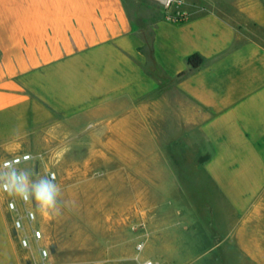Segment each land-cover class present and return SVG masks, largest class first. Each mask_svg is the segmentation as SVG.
<instances>
[{
    "label": "crops",
    "instance_id": "crops-1",
    "mask_svg": "<svg viewBox=\"0 0 264 264\" xmlns=\"http://www.w3.org/2000/svg\"><path fill=\"white\" fill-rule=\"evenodd\" d=\"M234 1L182 0L174 22L153 0H0V166L48 126L109 124L170 86L199 108L221 212L189 264H264V0ZM194 54L203 64L178 78ZM11 198L0 191V264H25Z\"/></svg>",
    "mask_w": 264,
    "mask_h": 264
},
{
    "label": "rangeland",
    "instance_id": "rangeland-1",
    "mask_svg": "<svg viewBox=\"0 0 264 264\" xmlns=\"http://www.w3.org/2000/svg\"><path fill=\"white\" fill-rule=\"evenodd\" d=\"M153 1L168 15L172 7ZM198 109L164 86L109 124L96 118L48 126L29 148L16 150L32 156L17 168L32 179L54 175L61 189L58 214L16 198L20 214L27 208L36 216L32 224L24 219L21 231L29 240L21 249L25 264H189L187 250L199 249L200 231L221 226V212L204 194L211 187L203 170L209 146Z\"/></svg>",
    "mask_w": 264,
    "mask_h": 264
},
{
    "label": "clouds",
    "instance_id": "clouds-1",
    "mask_svg": "<svg viewBox=\"0 0 264 264\" xmlns=\"http://www.w3.org/2000/svg\"><path fill=\"white\" fill-rule=\"evenodd\" d=\"M17 163L7 161L0 166V191L25 203H34L43 213L58 214L61 189L55 183V176L32 179L28 172L16 167Z\"/></svg>",
    "mask_w": 264,
    "mask_h": 264
},
{
    "label": "built area",
    "instance_id": "built-area-1",
    "mask_svg": "<svg viewBox=\"0 0 264 264\" xmlns=\"http://www.w3.org/2000/svg\"><path fill=\"white\" fill-rule=\"evenodd\" d=\"M163 3L165 4L166 8L169 9L170 7H172L175 4L178 6L182 5V0H166ZM166 16L169 20H172L174 22H182L185 19L184 13H173V14H168ZM31 159H32V156L30 153L23 152L21 154H16L12 157L6 158L5 160H3L2 165L7 161H16V162H18L16 164V167H17L19 164L24 163V162H28ZM19 200L21 202V206H23V207L27 206L28 203H25L21 199H19ZM7 206H8V210L16 215V217L13 220V226H14V229L18 232L23 231L25 228L24 219H26L29 224H32L36 219L34 212L27 209V208L25 209L23 214H20V208H19L18 202L16 201L15 198H11L8 201ZM33 236H34V238H36V240H39L41 238V232L39 230H34ZM20 245L22 246V248H27L29 246V240L26 236L21 235ZM142 249H143V245L139 244L137 246V250L141 251ZM42 255L44 258H46L48 256L47 250L43 249ZM138 264H154V262L152 260L147 259V260L139 261Z\"/></svg>",
    "mask_w": 264,
    "mask_h": 264
},
{
    "label": "trees",
    "instance_id": "trees-1",
    "mask_svg": "<svg viewBox=\"0 0 264 264\" xmlns=\"http://www.w3.org/2000/svg\"><path fill=\"white\" fill-rule=\"evenodd\" d=\"M204 60L200 54H194L188 58V66L189 70L186 72H183L178 75V78H182L186 74H188L189 71L199 68L203 64Z\"/></svg>",
    "mask_w": 264,
    "mask_h": 264
},
{
    "label": "bare ground",
    "instance_id": "bare-ground-1",
    "mask_svg": "<svg viewBox=\"0 0 264 264\" xmlns=\"http://www.w3.org/2000/svg\"><path fill=\"white\" fill-rule=\"evenodd\" d=\"M160 1L164 2V1H166V0H160Z\"/></svg>",
    "mask_w": 264,
    "mask_h": 264
}]
</instances>
